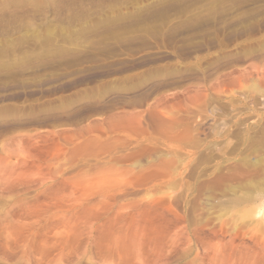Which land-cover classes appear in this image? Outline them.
<instances>
[{"label": "rangeland", "instance_id": "1", "mask_svg": "<svg viewBox=\"0 0 264 264\" xmlns=\"http://www.w3.org/2000/svg\"><path fill=\"white\" fill-rule=\"evenodd\" d=\"M0 112V264H264V0H0Z\"/></svg>", "mask_w": 264, "mask_h": 264}, {"label": "bare ground", "instance_id": "2", "mask_svg": "<svg viewBox=\"0 0 264 264\" xmlns=\"http://www.w3.org/2000/svg\"><path fill=\"white\" fill-rule=\"evenodd\" d=\"M50 112L54 114V110H51ZM0 113H1V112H0ZM51 113H50V114H51ZM31 114L33 115L34 113H31ZM71 114H72V113H71ZM120 240H121V239H120Z\"/></svg>", "mask_w": 264, "mask_h": 264}]
</instances>
